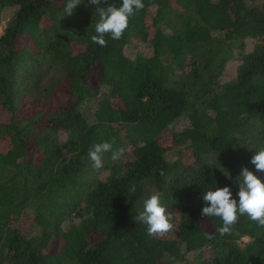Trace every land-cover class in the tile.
I'll return each mask as SVG.
<instances>
[{
    "label": "trees",
    "instance_id": "16d2710c",
    "mask_svg": "<svg viewBox=\"0 0 264 264\" xmlns=\"http://www.w3.org/2000/svg\"><path fill=\"white\" fill-rule=\"evenodd\" d=\"M254 1L143 0L101 47L88 0L70 16L66 0H0V25L13 9L0 33V264H264V227L241 216L221 236L220 218L201 215L209 189L238 199L243 167L264 179L250 162L264 146V5ZM131 40L150 54L126 56ZM235 53L236 77L220 83ZM103 141L123 155L104 153L109 175L86 181L87 153ZM153 193L173 218L164 236L134 219Z\"/></svg>",
    "mask_w": 264,
    "mask_h": 264
},
{
    "label": "clouds",
    "instance_id": "9594fccd",
    "mask_svg": "<svg viewBox=\"0 0 264 264\" xmlns=\"http://www.w3.org/2000/svg\"><path fill=\"white\" fill-rule=\"evenodd\" d=\"M88 2L96 5L95 11L98 14L95 34L91 36V41L101 47L107 46L106 36H110L112 40L121 39L128 28L129 18L136 11L144 8L143 0H122L119 6L108 4L107 0H104L106 6H101L102 0H88ZM81 3L82 0H66L64 15H72ZM112 149L113 144L108 141L94 144L87 153L92 167L103 168L104 153L111 152V159L114 161L123 155V149L116 151ZM250 162L255 166L256 172L264 173V146L255 151ZM238 177L236 193L238 199L234 198L228 186L217 187L215 190L209 189L202 194L205 206L202 208L201 215L220 218L222 226L217 231L221 236L230 234L241 216H246L259 227H264V179L248 167H243ZM129 191L135 193L134 184ZM134 219L147 226V235L150 237L164 236L174 227L171 222L173 218L166 212L159 193H153L144 199L143 209Z\"/></svg>",
    "mask_w": 264,
    "mask_h": 264
},
{
    "label": "rangeland",
    "instance_id": "374dc122",
    "mask_svg": "<svg viewBox=\"0 0 264 264\" xmlns=\"http://www.w3.org/2000/svg\"><path fill=\"white\" fill-rule=\"evenodd\" d=\"M253 4H258V5H264V0H255ZM13 12V9H6L3 12V16H2V23L0 25V33L2 32V29L4 28V25L6 23V21L9 19V17L11 16ZM257 42L256 39H252V38H247L245 40V48H244V52H250L253 49L254 44ZM150 48L142 42L136 41V40H131L125 47H124V53L126 56L132 58L134 57L136 54H143V55H149L150 54ZM240 63V59L238 57V54L235 53V56L232 57L231 59H229L226 63V66L224 68V71L222 72V74L219 77V81L220 83H225L227 81L233 80L236 77V71H237V67ZM92 79L96 80V76L95 74H93ZM61 101V100H60ZM96 106V101H88L86 103H84L81 106V111H83L85 117L88 119L89 122H93L94 121V109ZM186 124V120L181 119L179 122H177L173 127L174 129H182ZM66 134L65 133H61L60 134V139L61 140H65ZM165 140V138L163 139V141ZM167 158L168 160L172 161L175 159V150H171L167 153ZM33 159L35 162H37V155L33 156ZM105 159H108V157H105ZM109 175V170L106 167H103L101 169H95L92 167V164L89 165L86 173L84 174V177L86 178V181L88 180H94V179H101V180H105L106 177ZM78 224L79 223V218L78 217H71L68 219V221L64 223V225L66 224ZM249 238L244 237L240 239V244L243 245L244 243L248 242ZM188 257H192V253H188L187 255Z\"/></svg>",
    "mask_w": 264,
    "mask_h": 264
}]
</instances>
